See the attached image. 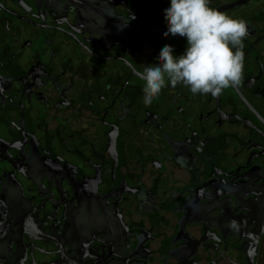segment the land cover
Instances as JSON below:
<instances>
[{"label": "flooded vegetation", "instance_id": "obj_1", "mask_svg": "<svg viewBox=\"0 0 264 264\" xmlns=\"http://www.w3.org/2000/svg\"><path fill=\"white\" fill-rule=\"evenodd\" d=\"M170 0H0V264H264V0L242 83L143 103Z\"/></svg>", "mask_w": 264, "mask_h": 264}, {"label": "clouds", "instance_id": "obj_2", "mask_svg": "<svg viewBox=\"0 0 264 264\" xmlns=\"http://www.w3.org/2000/svg\"><path fill=\"white\" fill-rule=\"evenodd\" d=\"M210 4L211 0H170V6L164 9V37L183 38L187 46L177 56L173 46L165 45L159 63L138 72L146 106L168 86L182 85L193 95L217 97L242 83L247 23Z\"/></svg>", "mask_w": 264, "mask_h": 264}]
</instances>
